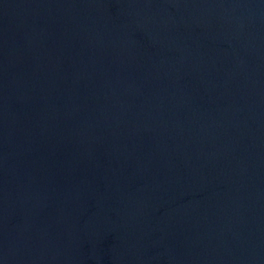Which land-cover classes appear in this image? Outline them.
Wrapping results in <instances>:
<instances>
[{"label":"water","instance_id":"water-1","mask_svg":"<svg viewBox=\"0 0 264 264\" xmlns=\"http://www.w3.org/2000/svg\"><path fill=\"white\" fill-rule=\"evenodd\" d=\"M0 264H264V0H0Z\"/></svg>","mask_w":264,"mask_h":264}]
</instances>
